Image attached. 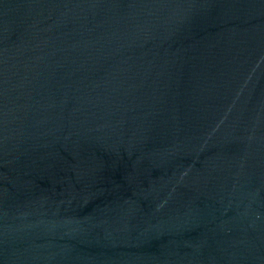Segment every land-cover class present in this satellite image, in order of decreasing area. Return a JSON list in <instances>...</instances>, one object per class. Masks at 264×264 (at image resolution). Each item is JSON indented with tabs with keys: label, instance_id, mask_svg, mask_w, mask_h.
Segmentation results:
<instances>
[{
	"label": "water",
	"instance_id": "obj_1",
	"mask_svg": "<svg viewBox=\"0 0 264 264\" xmlns=\"http://www.w3.org/2000/svg\"><path fill=\"white\" fill-rule=\"evenodd\" d=\"M0 264H264V0H0Z\"/></svg>",
	"mask_w": 264,
	"mask_h": 264
}]
</instances>
